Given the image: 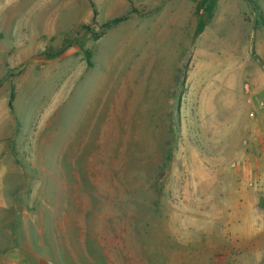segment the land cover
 Returning a JSON list of instances; mask_svg holds the SVG:
<instances>
[{
    "label": "rangeland",
    "instance_id": "obj_1",
    "mask_svg": "<svg viewBox=\"0 0 264 264\" xmlns=\"http://www.w3.org/2000/svg\"><path fill=\"white\" fill-rule=\"evenodd\" d=\"M18 17L0 146L23 167L6 193L23 252L0 264H264V0H31Z\"/></svg>",
    "mask_w": 264,
    "mask_h": 264
},
{
    "label": "crops",
    "instance_id": "obj_2",
    "mask_svg": "<svg viewBox=\"0 0 264 264\" xmlns=\"http://www.w3.org/2000/svg\"><path fill=\"white\" fill-rule=\"evenodd\" d=\"M28 2L31 3V0H0V14L8 8H13L12 14L6 17L0 16V36L3 33L10 35L13 30H16V20H18V16L22 15L23 3ZM8 92L9 90L5 85L0 87V98L2 99V102L0 101V123L2 122L4 125L8 114L6 108ZM4 139L0 136V142H3ZM8 156H11L10 161L7 158ZM14 157L15 153L13 151L8 152L7 149L0 146V213H7V215L0 216V252L2 253L23 252V246L17 243L22 237L21 227L17 228V221L19 220L18 223L21 225L22 219H19V213H14L16 208H14L12 202L8 203L6 198V193H9V191L10 194L16 196L23 183V167L17 165ZM8 213L11 214L8 215ZM3 238H6V242L9 243L2 245Z\"/></svg>",
    "mask_w": 264,
    "mask_h": 264
},
{
    "label": "trees",
    "instance_id": "obj_3",
    "mask_svg": "<svg viewBox=\"0 0 264 264\" xmlns=\"http://www.w3.org/2000/svg\"><path fill=\"white\" fill-rule=\"evenodd\" d=\"M120 21H121V19H115V20L109 22L108 24H106V26H109V25H111V24L118 23V22H120ZM88 63H89V65L91 66V62H90V59H89V58H88ZM13 97H14V94H12V96H11V101H10V104H9V106H10L11 109L13 108V104H12ZM171 157H172V154L170 153V154L167 156V161H168V162L171 160Z\"/></svg>",
    "mask_w": 264,
    "mask_h": 264
},
{
    "label": "built area",
    "instance_id": "obj_4",
    "mask_svg": "<svg viewBox=\"0 0 264 264\" xmlns=\"http://www.w3.org/2000/svg\"><path fill=\"white\" fill-rule=\"evenodd\" d=\"M49 264H50V262H49Z\"/></svg>",
    "mask_w": 264,
    "mask_h": 264
}]
</instances>
